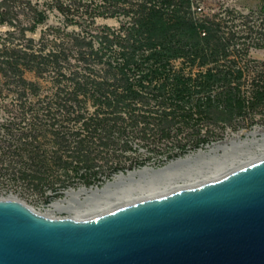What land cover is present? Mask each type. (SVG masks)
<instances>
[{"label": "rangeland", "instance_id": "rangeland-1", "mask_svg": "<svg viewBox=\"0 0 264 264\" xmlns=\"http://www.w3.org/2000/svg\"><path fill=\"white\" fill-rule=\"evenodd\" d=\"M200 2L196 12L191 0H0V196L41 212L59 201L77 208L264 149V0ZM152 8L181 27H208L209 63L184 56L171 61L174 70L196 77L216 66L241 75L193 90L178 106L162 105L152 87L117 106L96 100L97 83L104 94L122 87L109 63L122 61L128 29ZM230 91L247 100L243 112L230 107ZM207 95L198 108L197 97ZM111 182L103 193H65Z\"/></svg>", "mask_w": 264, "mask_h": 264}, {"label": "water", "instance_id": "water-1", "mask_svg": "<svg viewBox=\"0 0 264 264\" xmlns=\"http://www.w3.org/2000/svg\"><path fill=\"white\" fill-rule=\"evenodd\" d=\"M0 264H264V156L88 217L0 196Z\"/></svg>", "mask_w": 264, "mask_h": 264}, {"label": "trees", "instance_id": "trees-1", "mask_svg": "<svg viewBox=\"0 0 264 264\" xmlns=\"http://www.w3.org/2000/svg\"><path fill=\"white\" fill-rule=\"evenodd\" d=\"M180 24L170 23V20L164 19L160 9L152 8L143 23L130 27L126 37L131 39V43L119 49L123 56L122 61L117 62L115 66L109 63L119 71L122 87L113 89L112 95L104 94L101 84L97 83L93 90L95 99L101 102L107 100L117 106L141 94L144 87H152L154 96L159 98L162 105L171 101V104L178 106L193 99V90H203L219 80L230 81L229 76L233 72L241 75L240 68L219 69L216 66L206 67L196 77L174 70L171 61L184 56H191V64L206 66L209 63L205 47L209 38L208 27L193 21L188 22L186 27H181ZM192 38L194 41L189 40ZM200 38L205 42H201ZM211 54L216 55L218 51L214 49ZM131 71L134 76L129 75ZM83 86L86 89V84ZM219 96L221 98L223 95ZM224 97L236 112H243L247 100L238 92L230 91ZM211 99L209 95L197 97L196 106L200 108ZM96 119L102 120L101 117Z\"/></svg>", "mask_w": 264, "mask_h": 264}, {"label": "bare ground", "instance_id": "bare-ground-1", "mask_svg": "<svg viewBox=\"0 0 264 264\" xmlns=\"http://www.w3.org/2000/svg\"><path fill=\"white\" fill-rule=\"evenodd\" d=\"M111 22L116 23L115 20H111ZM262 156H264V149H262L260 151L255 150V151L246 153L244 156L234 158V159L230 160L229 162H222L220 165L215 166V168H213L210 171L203 172L201 174L190 175V176H187L186 178H182L180 180L175 179V180H171V181H164V182H159V183H154V184L149 182L150 180H148V181L146 180L148 184L144 188H142L138 191L127 190L125 193L121 194L120 196H117L114 198H109L106 200L105 199L101 200L100 197L99 198L97 197L92 202L85 204V205H82V206H78L77 208H69L68 209L65 204L60 203L61 201L55 202L56 204L55 203L51 204V207L49 209H47L44 213H47V214H50L53 216H58L53 211L67 210L68 214L66 216H71V217L92 216L94 214L104 212L105 210L109 209L110 207H112L113 205H115L117 203L133 202V201H136V200H139L142 198H146L149 196L163 194L165 192H168V191L180 188V187H189V186L199 184V183L204 182L208 179H211L215 176H218L222 173H225L229 170H232L236 167H239L243 164H246L250 161H253L257 158H260ZM180 161H183V160H180ZM171 165H172L171 163L167 164L163 168H160L157 170H152L150 168L145 167L144 169H142L139 172L140 173H142V172L143 173L144 172L156 173L158 171L160 172L161 170L167 169ZM113 183L114 182L108 183L104 187H101V188L96 187L94 189H88V190L85 188H80L78 190L69 189L65 193L67 195H71V197L72 196L77 197V195L80 194L81 192H88V193L90 192L92 194L101 193L102 191H105V189H107V187H109ZM7 197L20 200L15 195H8ZM20 201H22V200H20ZM65 202H67V201H65ZM23 203H25V202H23ZM30 207H32V206H30Z\"/></svg>", "mask_w": 264, "mask_h": 264}, {"label": "built area", "instance_id": "built-area-1", "mask_svg": "<svg viewBox=\"0 0 264 264\" xmlns=\"http://www.w3.org/2000/svg\"><path fill=\"white\" fill-rule=\"evenodd\" d=\"M191 6L192 9L195 10L196 12H200L203 7L200 0H191Z\"/></svg>", "mask_w": 264, "mask_h": 264}]
</instances>
